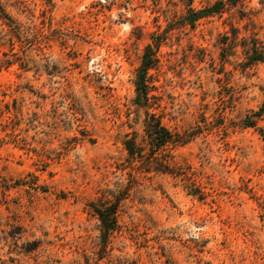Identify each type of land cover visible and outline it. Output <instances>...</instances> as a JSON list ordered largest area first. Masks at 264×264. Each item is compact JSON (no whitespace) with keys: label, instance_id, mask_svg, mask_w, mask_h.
<instances>
[{"label":"rangeland","instance_id":"rangeland-1","mask_svg":"<svg viewBox=\"0 0 264 264\" xmlns=\"http://www.w3.org/2000/svg\"><path fill=\"white\" fill-rule=\"evenodd\" d=\"M187 15L183 0H0V264H264V116L248 126L264 62L245 55L264 45V0ZM148 112L190 140L153 156ZM112 203L107 241L93 205Z\"/></svg>","mask_w":264,"mask_h":264},{"label":"trees","instance_id":"trees-1","mask_svg":"<svg viewBox=\"0 0 264 264\" xmlns=\"http://www.w3.org/2000/svg\"><path fill=\"white\" fill-rule=\"evenodd\" d=\"M195 0H183L184 5L187 7L188 15L185 19L186 24L192 28L196 23L204 18L219 15L224 12L228 4L237 6L244 0H218L202 9H196L193 7ZM155 45H148L142 57V63L137 73L136 79V91L137 102L145 108H149L151 104V83L149 72L156 68L159 59L157 56L158 48L161 43L155 41ZM245 55L247 64L249 66L255 65L259 62H264V45L257 39H253L252 47H245ZM264 116V102L259 111L255 112L254 119L250 121L249 127H255L259 117ZM146 131L149 137V144L152 147L153 156L161 149L173 145L179 146L186 144L190 139L186 135L174 133L166 128L161 120L155 115L148 112V118L146 121ZM126 148L129 155L133 159L143 158L144 149L137 145V143L130 139L126 142ZM165 172H169L170 166H165L163 169ZM94 206V210L97 213L101 224L102 233L105 240H109L111 235L118 229V208L116 203L106 205L105 207Z\"/></svg>","mask_w":264,"mask_h":264}]
</instances>
